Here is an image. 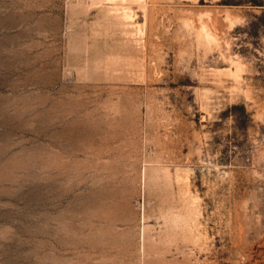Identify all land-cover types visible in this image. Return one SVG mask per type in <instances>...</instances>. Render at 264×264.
Returning a JSON list of instances; mask_svg holds the SVG:
<instances>
[{
  "label": "rangeland",
  "instance_id": "rangeland-1",
  "mask_svg": "<svg viewBox=\"0 0 264 264\" xmlns=\"http://www.w3.org/2000/svg\"><path fill=\"white\" fill-rule=\"evenodd\" d=\"M0 264H264V0H0Z\"/></svg>",
  "mask_w": 264,
  "mask_h": 264
},
{
  "label": "bare ground",
  "instance_id": "bare-ground-1",
  "mask_svg": "<svg viewBox=\"0 0 264 264\" xmlns=\"http://www.w3.org/2000/svg\"><path fill=\"white\" fill-rule=\"evenodd\" d=\"M130 14H128V12L126 11H121V12H117L116 13V18L122 22V23H125L127 22V20H129ZM203 37H205L206 39L208 40H213V37L208 31H204V33H202ZM157 171H153L152 172V178L153 179H156L157 178ZM155 181V180H154ZM192 201V200H191ZM197 206V205H196ZM187 211L186 213H183V214H170L168 219L169 221L171 222V227H172V231H173V236L174 237H177L179 235V233H177V230L179 231V229H183V236H184V240L185 242L187 243L188 241L193 243V244H197V239L196 238H192V235L191 234V230H192V226H194L193 224H196L194 223L196 221V209H195V205L190 204L188 205V207L186 208ZM198 222V221H197ZM196 226V225H195ZM171 229V228H170ZM194 230V229H193ZM246 230V229H245ZM180 232V231H179ZM189 233L190 235L187 236L186 234ZM195 232V231H194ZM143 235L145 236V230H144V233ZM235 235H236V240L238 243H242L243 244V240L245 238V231L243 230L242 226L240 227L238 221H236V227H235ZM169 236V235H168ZM172 236V237H173ZM182 236V237H183ZM171 237V236H170ZM146 238V237H145ZM171 239V238H170ZM171 240H174V239H171ZM246 240V238H245ZM245 244V243H244ZM246 245V244H245ZM244 245V246H245ZM247 246V245H246ZM243 249H245V247H243Z\"/></svg>",
  "mask_w": 264,
  "mask_h": 264
}]
</instances>
